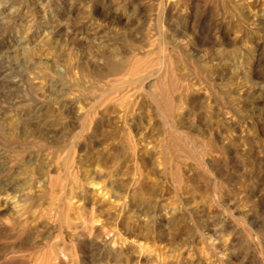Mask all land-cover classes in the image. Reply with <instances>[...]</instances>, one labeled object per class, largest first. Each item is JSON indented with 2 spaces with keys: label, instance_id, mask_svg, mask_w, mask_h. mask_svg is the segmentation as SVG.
Listing matches in <instances>:
<instances>
[{
  "label": "rangeland",
  "instance_id": "rangeland-1",
  "mask_svg": "<svg viewBox=\"0 0 264 264\" xmlns=\"http://www.w3.org/2000/svg\"><path fill=\"white\" fill-rule=\"evenodd\" d=\"M0 264H264V0H0Z\"/></svg>",
  "mask_w": 264,
  "mask_h": 264
},
{
  "label": "bare ground",
  "instance_id": "bare-ground-1",
  "mask_svg": "<svg viewBox=\"0 0 264 264\" xmlns=\"http://www.w3.org/2000/svg\"><path fill=\"white\" fill-rule=\"evenodd\" d=\"M123 72V71H122Z\"/></svg>",
  "mask_w": 264,
  "mask_h": 264
}]
</instances>
